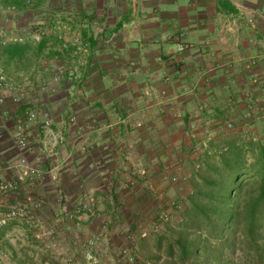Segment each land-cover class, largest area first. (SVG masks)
I'll return each instance as SVG.
<instances>
[{
    "label": "crops",
    "instance_id": "crops-1",
    "mask_svg": "<svg viewBox=\"0 0 264 264\" xmlns=\"http://www.w3.org/2000/svg\"><path fill=\"white\" fill-rule=\"evenodd\" d=\"M59 20L86 44L84 55L69 33L54 31ZM35 25L45 30L40 41L29 35ZM2 31L25 40L0 43L9 83L0 91V181L20 182L30 214L61 234L56 250L36 241L27 252L3 235L25 224L8 222L0 246L10 264H85L72 236H94L103 221L110 223L97 251L103 263L129 264L120 252L132 247L139 264H156L139 249L154 244L147 227L174 195L172 178L189 179V168L226 137L237 143L240 128L264 122L249 109L264 99V0H0ZM228 122L237 130L225 132ZM19 129L28 150L17 145ZM21 158L46 174L57 167V181L23 176ZM140 166L146 176L128 183ZM88 196L93 212L77 217ZM14 202L0 192V211Z\"/></svg>",
    "mask_w": 264,
    "mask_h": 264
},
{
    "label": "trees",
    "instance_id": "trees-1",
    "mask_svg": "<svg viewBox=\"0 0 264 264\" xmlns=\"http://www.w3.org/2000/svg\"><path fill=\"white\" fill-rule=\"evenodd\" d=\"M257 147L256 164L248 165L232 147L218 179L203 178L204 188L190 197L189 224L181 225L176 240L168 244L167 264H237V255L243 264H264V143ZM160 239L158 245L166 240Z\"/></svg>",
    "mask_w": 264,
    "mask_h": 264
},
{
    "label": "built area",
    "instance_id": "built-area-1",
    "mask_svg": "<svg viewBox=\"0 0 264 264\" xmlns=\"http://www.w3.org/2000/svg\"><path fill=\"white\" fill-rule=\"evenodd\" d=\"M28 4H31L28 2ZM250 22H252L250 20ZM38 25H35L34 27L30 26L29 30H33L29 35L31 38L35 41H40L41 38L45 35V30L41 27H38ZM53 29L55 32H59L60 35L65 31L70 34V43L74 49L75 53L79 55H84L87 52L86 44H84L80 37L75 34L74 32L70 31V27L65 24H61L60 20L56 21L54 23ZM25 40L24 37L17 36V35H11L7 31H2L0 33V43L2 45H7L9 43L12 44H18L23 43ZM67 43L63 45V48H67ZM184 50V47L180 45L178 47V51L182 52ZM68 77L70 79L77 80L79 77L74 70H70L68 72ZM59 80V78H56V82ZM251 82L255 85L257 83L256 78H252ZM9 87V83L7 80V77L4 73V70L0 66V91L6 89ZM0 101H2V97L0 98ZM251 112H257V114L261 117L262 120H264V99L260 102L258 106H252L249 108ZM29 118L31 120H35L37 118V115L32 112L29 114ZM50 119L47 112L43 113V125L47 132L52 134L50 131ZM237 130L236 125L233 122H228L224 126L225 132H234ZM243 135H247L248 132H243ZM250 133H248L249 135ZM53 135V134H52ZM255 134H251V136H254ZM17 145L20 149L28 150L29 144L26 135L24 132L19 129L17 137H16ZM208 149L207 142L203 143L202 147L198 146L195 148L198 153H202L203 151H206ZM194 150V151H195ZM219 154L222 153L221 151L218 152ZM17 167L21 170L23 176L28 178H36L39 180H42L47 175L53 182L57 181V167H52L48 174L44 173L42 169H39L38 167H35L34 165H31L25 158H21L17 164ZM196 169H199V165L195 167ZM133 175L144 177L146 176V170L140 166L135 168L134 170H129L127 177H128V183H131V178ZM178 178H172L173 182H177ZM22 189V184L20 182H7V181H0V192L6 193V194H12L14 196V204L11 205L7 211L2 212L0 211V230L10 221H20L23 222L25 225H27L29 228L34 230V237L35 239L43 244V246L47 249L56 250L59 245V233L55 228H49L45 227L44 222L42 219L38 217H34L30 214V211L28 209V204L31 203L29 199L23 200L20 198V193ZM87 204L83 206L81 209H78L76 211V216L81 217L83 213L87 212H93L92 209L95 207L96 202L95 199L92 196H88L87 198ZM41 205L39 203L34 204L35 209H39ZM169 217L167 213H161L156 218V226H154V231H158L160 228V224L163 222L168 221ZM109 225L110 223L108 221H103L100 225L99 233L87 237L85 239H80L78 236L75 237V244H77L81 250L79 252L80 256L84 260L85 264H103L97 257L96 250L100 246L102 239L106 238L108 232H109ZM132 241V240H131ZM122 257L126 258L127 262L129 264H136L137 259L134 254L133 248H124L121 251ZM112 264V263H111ZM114 264V263H113ZM123 264V263H120ZM149 264V263H147Z\"/></svg>",
    "mask_w": 264,
    "mask_h": 264
},
{
    "label": "rangeland",
    "instance_id": "rangeland-1",
    "mask_svg": "<svg viewBox=\"0 0 264 264\" xmlns=\"http://www.w3.org/2000/svg\"><path fill=\"white\" fill-rule=\"evenodd\" d=\"M250 128H240L239 129V133L241 134L243 132H248L250 133L248 135L245 136V140H243V138H236V141H234L233 139V143L231 142V138L228 136L226 137L227 140H225L228 146V150L226 149V145L220 146L217 149H212L210 154L208 156H205V160L202 161L201 163L197 164L199 165V169L196 168H189V176L190 178L188 179V177L186 176H178V180L176 183H173V190H174V195L171 196L169 199H167V201L165 202H160L159 203V207L157 209V211L160 215L161 213H167L168 214V221L163 222L162 224H160V228L158 231H154V226H156L157 222H156V218L154 219L153 217V222L152 224L149 223V220L146 221V225H149V230L146 233V241L152 240L154 242L153 245L151 244H147L145 243L144 245L140 246V253L146 256H157L158 257V261L156 262V264H167V262H169L170 260V255H169V251H168V244L175 241L176 240V233L178 228L180 229V226L183 224H189V220L192 217V205H191V200L190 197L194 195V193L197 191V189L200 188H204L205 186V182L203 180V178H214V179H218L217 174L218 172L221 173L222 168H223V160L229 158L230 156V150L231 148H237L239 151V153L244 156L245 162L248 165H254L256 164L258 158H259V148L257 147L258 144H260V142L264 143V122L261 121H256L253 124H250L249 126ZM242 129V130H241ZM244 129V131H243ZM229 133V132H228ZM254 133V136H251V134ZM230 138V139H229ZM235 139V140H236ZM231 140V141H230ZM230 147V148H229ZM236 149V150H237ZM219 151H221L222 153H218ZM193 154L199 156L198 151H193ZM196 165V166H197ZM195 166V167H196ZM181 171V170H180ZM182 173V172H181ZM255 179V178H254ZM150 190H155L153 187ZM190 214V216H189ZM17 231L15 233H11V231H5L4 232V238H5V242L7 240V242H10L12 244H20L21 246H23L25 249V244H30V245H35L36 244V239L34 237V230L33 232L31 231V229H29L28 227H26L25 225L19 223L18 227L15 228ZM201 231L202 232L204 230L203 227H201ZM59 233V237L61 236L60 232ZM150 233V234H149ZM203 233V232H202ZM161 236H165L166 240H162L161 241V245L157 246V239L159 240ZM206 236V235H205ZM205 236L203 235V237L205 238ZM59 245H60V239L59 238ZM75 235L72 236V240L73 242L75 241ZM191 238L195 237V236H190ZM78 238L80 239H85L86 237H82V235L78 234ZM137 239V237L135 238V240ZM1 240V239H0ZM10 240V241H9ZM134 240V241H135ZM161 240V239H160ZM66 241V240H65ZM64 239H62V246H64L65 243ZM38 242V241H37ZM133 242V241H132ZM152 242V243H153ZM4 242L1 243L0 246V264H10V252H8V250L6 249V247L3 245ZM40 243V242H39ZM43 246V244H41ZM79 247L77 244L74 245ZM5 247V248H3ZM44 247V246H43ZM242 249H245L244 246H241ZM79 250L78 253L80 252L81 248H78ZM99 247L96 250V254L98 251ZM27 252H29V248L28 250L26 249ZM178 248L176 246H174V255L175 259L177 256V252ZM240 253V252H239ZM121 254V252H120ZM98 259L103 263L102 259L97 256ZM239 256H235L233 260H235L237 262V264H243L241 261H239V259H237ZM82 258V257H81ZM151 258V257H150ZM138 260V258H137ZM238 260V261H237ZM174 261V260H172ZM147 262V261H146ZM151 264L152 262L149 261ZM103 264H107V263H103ZM139 264V260L138 263ZM191 264V263H189Z\"/></svg>",
    "mask_w": 264,
    "mask_h": 264
}]
</instances>
